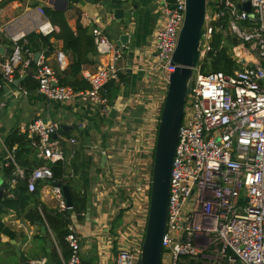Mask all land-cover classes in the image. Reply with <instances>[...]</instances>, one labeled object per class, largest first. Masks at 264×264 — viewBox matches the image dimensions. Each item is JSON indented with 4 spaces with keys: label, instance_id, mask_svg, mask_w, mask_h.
Instances as JSON below:
<instances>
[{
    "label": "built area",
    "instance_id": "obj_1",
    "mask_svg": "<svg viewBox=\"0 0 264 264\" xmlns=\"http://www.w3.org/2000/svg\"><path fill=\"white\" fill-rule=\"evenodd\" d=\"M245 2L249 12L239 9L234 0L206 8L173 158L160 264H264V0H240L239 4ZM154 11L156 24L149 51L136 54L137 62H130V69L143 74L142 87L129 105L115 107L107 105L104 87L118 82L119 74L127 70L126 64H120L125 49L111 42L100 25L92 28V36L103 61L95 71L83 73L90 85L86 91L61 85L42 53L34 63L33 53L25 48L26 32L0 27V36L5 35L12 46V53L0 66V87L5 94L10 93L18 70L19 75L30 72L37 92L48 102L99 107L105 117L111 108L117 111L113 134L118 142L101 151L110 164L105 175L111 181L110 193L118 198L124 215V225L114 240L112 264H138L140 260L159 119L168 79L175 70L171 59L184 21L185 0H158ZM37 13L40 19L34 32L49 36L57 31L42 8ZM216 38L219 46L228 38L235 40L237 45L230 52L237 62L247 61L242 70L202 72L206 56L215 53ZM65 61L64 53L56 52L55 62L62 72ZM154 85L157 91L149 92ZM3 97L0 111L6 104L7 97ZM136 108L142 112L140 124L129 113ZM58 126L38 118L20 129L45 164L26 175L4 147L2 166L13 165L12 178L6 182L10 188L18 180H26L28 192H34L44 183L57 209L65 211L62 191L52 185L53 174L47 165L65 160L62 147L52 139ZM74 143L71 139L70 144ZM116 160L120 163L115 164ZM65 241L70 254L64 258L54 243L58 253L54 264H80V244L72 224Z\"/></svg>",
    "mask_w": 264,
    "mask_h": 264
},
{
    "label": "crops",
    "instance_id": "obj_2",
    "mask_svg": "<svg viewBox=\"0 0 264 264\" xmlns=\"http://www.w3.org/2000/svg\"><path fill=\"white\" fill-rule=\"evenodd\" d=\"M2 1L0 0V3ZM48 1H9L6 5L0 7V27L8 26L15 32H26L27 34L34 32L40 19L37 8L44 9L45 7H49L54 9L48 4ZM157 2L158 0H127L128 7H132L133 4L137 3L139 12L135 13L137 20H134L127 29L120 32V34H136L135 40H131L128 47H124L128 51V55L124 54L123 61L120 64H126L129 67L130 62H137L136 57H134L136 54L139 55L141 52L147 53L149 51L156 24L154 10ZM63 12L67 24L72 31L75 30L77 24L82 28L90 30L94 26L100 25L104 29V33L107 27H110L111 36L108 35L107 37H110V41L114 42V33L112 31L114 22L112 16L108 10L100 7L98 2L93 5L86 3L84 6L69 4ZM58 32L59 29L57 27L56 33ZM0 48L2 50V54H0L1 66L4 59L10 56L8 52L11 50L9 41L5 35L0 36ZM60 51L65 55L66 71L73 63V56L70 51H64L62 40L52 37L49 40V46H40V50L38 51L44 55L46 63L52 67L58 78H61L65 72L60 71L55 62V54ZM130 55L131 58L129 59ZM89 59L93 60L94 63L83 65L81 76L86 71H95L103 61L97 56V53L92 56L90 55ZM128 67L126 71H129L130 83L128 82L125 86L121 85V93L114 107L118 105L123 106L126 103L129 105L130 98L142 87L141 79L143 74L134 68L128 70ZM21 76L24 75L20 74ZM155 87L154 85L148 91L156 92L157 89ZM9 91V94H5L4 91L1 97L4 100L3 96H6L7 99L4 108L0 111V179L4 178L1 171V159L4 154L3 141L12 130H20L22 126L38 118L45 122L50 121L66 126L63 134L53 140H56L59 146L62 147L65 160L70 162L72 156L76 153L78 157L75 156V159L80 160V157H83V166L79 175L75 177L72 186L75 190H80L81 193L87 194V205L82 215L71 220V224L79 239L81 261L90 259L92 264H112L116 255L114 240L118 237L119 228L124 225V215L123 211L119 210L118 198H115L114 194L110 193L109 183L105 178L110 164L105 162L101 166V151L110 148L115 143L116 136L113 134L115 129L114 120L101 114L99 107L87 106V108H84L78 104L61 105L48 102L37 90L26 91L21 89L19 85L18 87L10 86ZM126 93L128 95L124 97ZM128 105L127 108L129 107ZM132 111L138 113L136 116L137 119H140L138 117L142 115L141 109L136 108V110ZM131 115L135 116L134 114ZM95 119L96 121H93ZM104 120L111 125H104ZM73 128L81 132L80 136L69 135ZM67 133L68 135H65ZM107 137L109 138V142L106 140ZM71 139L75 140L74 144H70ZM114 163L119 164L120 162L116 160ZM114 168L117 170L119 166ZM68 173L71 174L70 169H68ZM106 184L108 192H106ZM38 187L40 188L39 195L41 202L48 207L57 208V202L49 194L48 187L44 183H39ZM1 222L14 233L15 244H12L11 240L6 236L0 235V264H18L14 253L16 244L19 245L18 249L25 260L36 263L42 262L45 259L46 243L40 231L42 225L31 224L23 218H17L12 212L3 215ZM47 234L50 235L55 246L54 239L48 230ZM13 257L15 260H13Z\"/></svg>",
    "mask_w": 264,
    "mask_h": 264
},
{
    "label": "trees",
    "instance_id": "obj_3",
    "mask_svg": "<svg viewBox=\"0 0 264 264\" xmlns=\"http://www.w3.org/2000/svg\"><path fill=\"white\" fill-rule=\"evenodd\" d=\"M11 0H3L0 3V7L6 5ZM44 13L49 22L58 27L59 32L52 33L49 36H42L39 33L31 32L26 36L25 48L31 53H36L40 50V46H49L50 38H56L63 41L64 51L68 50L73 56V63L69 66L68 70L63 73V76L59 78L61 85L69 86L77 91H86L90 88L89 83L81 76V68L85 64H93L94 61L89 59V56L96 54L94 39L92 36V30L88 28H82L78 24L74 31L67 24L64 12L49 7H45ZM219 39L214 41V52L209 53L204 61L202 72L213 73L222 72L224 74H232L234 71L242 70L243 66L237 62L231 54V48L236 46L235 40L228 38L226 43L219 46ZM10 44V43H9ZM8 52L9 55L12 53ZM131 58V55L129 59ZM34 64H30V69H33ZM129 71L121 72L119 74L118 82H109L104 87V98L107 101V105L113 107L116 100L121 93V85L125 86L130 81ZM16 79L20 77L18 70L15 74ZM130 83V82H129ZM13 87V85H11ZM20 88L26 91L37 90V82L32 79L30 72L20 82ZM4 94V89L0 87V98ZM128 93L124 94V97ZM109 121V120H108ZM31 139L28 138L26 133H22L20 130H12L4 138V147L14 154V161L16 164L24 170L26 175L36 167L45 164L39 160L36 156V149L31 145ZM15 148V149H13ZM78 157L77 153L72 156L69 161H57L55 163H47L50 167L54 183H58L61 186H67L69 188L73 207L72 209H66L65 211H59L57 208L48 207L40 200L39 190L37 186L34 192H28L26 188V180H18L13 188H10L8 184L5 185L3 190L2 199L0 200V235L6 236L9 240H14L15 235L7 228L1 217L7 213H14L17 218H23L29 221L31 224L45 225L54 239L56 246L59 248L62 256L67 258L70 254V249L65 237L67 235V227L71 224L72 218H75L86 210L87 194L77 191L72 186L75 177L80 173L83 166V157L80 160L74 157ZM1 162L4 165L3 157ZM13 165L2 166V174L4 178L11 179ZM68 169L71 170V174L68 173ZM52 256L54 263H57L58 256L55 246L52 248Z\"/></svg>",
    "mask_w": 264,
    "mask_h": 264
},
{
    "label": "water",
    "instance_id": "obj_4",
    "mask_svg": "<svg viewBox=\"0 0 264 264\" xmlns=\"http://www.w3.org/2000/svg\"><path fill=\"white\" fill-rule=\"evenodd\" d=\"M226 1L230 3L233 2V0H185L184 21L171 59V64L175 66V70L170 74L168 79L166 96L159 119L152 165L149 213L138 264H160L162 237L166 229L167 221V206L173 158L178 141L185 101L192 85V69L198 60V45L206 8L220 7L224 5ZM96 2H98L99 6L104 10H108L112 16L114 22L112 28L114 43L120 47H128L130 41L135 40L136 34H120V32L127 29L134 20H137L135 16V13L139 12L137 3L133 4L132 7H128L127 0H49L48 4L56 10L65 11L69 4L84 6L86 3L93 5ZM237 7L246 12L250 11L247 2L238 4ZM0 54H2L1 48ZM124 54L128 55V51L124 50ZM39 55V52L33 54L34 63L37 61ZM240 64L245 65L246 61L241 60ZM128 70H130V65ZM25 77L24 75L14 80L13 86L18 87L20 81ZM116 114V109L111 108L108 118L114 120ZM122 119L129 120L131 118L122 116ZM133 122L140 124L141 120L134 118ZM65 130L66 126L59 125L58 131L52 139H56L59 135H62ZM105 162L106 157L102 155L101 166H103ZM6 182L7 178L0 180V200L2 199ZM52 185L61 189L67 209H72L73 202L69 188L67 186H61L58 183H53ZM40 186H42V184H40ZM40 231L46 243L45 259L42 262L36 263L25 260L18 249L19 245L16 244L14 253L18 264L54 263L52 256L53 240L50 235L47 234L45 225L40 227ZM11 243L15 244L14 240H11ZM80 264L92 263L90 259H88L87 261L82 260Z\"/></svg>",
    "mask_w": 264,
    "mask_h": 264
},
{
    "label": "rangeland",
    "instance_id": "obj_5",
    "mask_svg": "<svg viewBox=\"0 0 264 264\" xmlns=\"http://www.w3.org/2000/svg\"><path fill=\"white\" fill-rule=\"evenodd\" d=\"M237 4H239L240 3V0H234ZM213 8H216V7H213ZM105 35L106 36H111V28L110 27H107V29L105 30ZM110 38V37H109ZM112 42V41H111ZM233 54V53H232ZM124 62H125V60H124ZM247 62V61H246ZM129 110V109H128ZM131 112H133L132 110H129V113H131ZM131 114H134L135 116L138 114V113H131ZM93 121H96V119L95 120H93ZM89 122V121H88ZM91 122V121H90ZM82 123H86V122H82ZM97 123H98V121H97ZM105 123V124H104ZM103 124L104 125H108V126H110L111 124H108V122L106 121V120H104V122H103ZM80 134H81V132L80 131H78L76 128H73L72 130H71V132L69 133V135L70 136H80ZM65 135H68V133L67 134H65ZM107 141L109 140V138L107 137V139H106ZM109 142V141H108ZM118 142V140L116 139L115 140V144ZM120 144H121V141H120ZM108 145V144H107ZM113 155V154H112ZM1 180V179H0ZM109 184H108V187H110V184H111V181L110 180H108L107 181ZM106 192H108V189H107V184H106ZM13 260H15V258L13 257Z\"/></svg>",
    "mask_w": 264,
    "mask_h": 264
}]
</instances>
